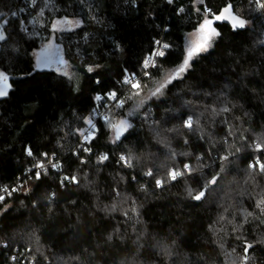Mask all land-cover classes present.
Returning a JSON list of instances; mask_svg holds the SVG:
<instances>
[{
	"label": "trees",
	"instance_id": "obj_1",
	"mask_svg": "<svg viewBox=\"0 0 264 264\" xmlns=\"http://www.w3.org/2000/svg\"><path fill=\"white\" fill-rule=\"evenodd\" d=\"M194 1L41 0L25 18L29 33L20 19L7 20L0 40V73L8 77L0 97V264H245V256L247 264H264V205L256 207L264 172L249 167L264 163L256 147L264 146V13L254 0H203L198 11ZM15 3L0 0V16ZM229 4L245 27L216 21L220 35L208 51L161 97L138 105L165 70L181 65L186 35L212 18L204 10L220 14ZM62 18L82 25L57 33L51 23ZM156 40L170 45L167 55L140 89L124 86L125 73L142 75ZM45 44L61 49L70 74L58 72ZM113 92L123 107L108 98ZM97 97L102 117L85 143L80 132ZM189 117L191 130L184 127ZM122 120L131 126L116 140ZM41 163L45 169L35 167ZM185 164L191 174L168 179ZM64 177L76 182L62 184ZM190 190L205 197L195 201Z\"/></svg>",
	"mask_w": 264,
	"mask_h": 264
},
{
	"label": "snow or ice",
	"instance_id": "obj_2",
	"mask_svg": "<svg viewBox=\"0 0 264 264\" xmlns=\"http://www.w3.org/2000/svg\"><path fill=\"white\" fill-rule=\"evenodd\" d=\"M169 3H173L174 0H168ZM202 2V0H201ZM261 7H264V4L261 5ZM232 5L229 4L228 6H226L222 12L220 14H214L211 12L210 9H205V13H208L209 15L212 16L211 19L207 18V16H205V18L202 20V22L199 24L198 26V34H202L200 36V39L197 43H195L194 45H190L187 49V52H186V56L185 58L183 59L181 65L177 68L174 76L172 77V79H169L167 81L166 84H161L159 85L158 87L155 88L154 91L151 92L150 94V97L149 98H152V97H157L159 95L162 94V91L165 87H167V84H170L172 83V80L173 79H179V78H182V74L185 73L190 65H191V62L193 61V59L198 56L199 54L201 53H204V52H207L208 49L212 46V42L214 40L215 37H218L220 35V33L216 30V28L213 26L214 23L216 21H230L232 23V27L235 29V28H244L245 25H246V21L239 18L238 16H234L232 14ZM184 9L183 8H180L178 9V12H183ZM15 15V14H13ZM4 23L6 24L7 21H4ZM79 24L80 22L79 21H71V20H62V21H56L55 24H53V30H71L73 25L79 27ZM5 39V36L3 34V32H0V40H4ZM155 44L157 45H161L160 49H154L153 52L151 53V56L147 59H145L142 64H143V67L145 69H147L149 66H150V61L152 59V57H164L165 56V50L169 49L170 45L168 43H163L161 44V42L159 40H156L154 41ZM88 71H93L92 68H89ZM145 76H148L149 73L148 72H145L144 73ZM0 78L3 79V81H5V84H4V87L3 88H0V96H6L7 95V83L6 81L8 80V77L5 76L3 73H0ZM124 84L126 85H129L132 89H140L141 88V84L139 82V80L136 79L135 77V74H133L131 77H128V78H125L123 81H122ZM108 98L116 101V105L120 106V107H123V100H119L117 99V96H116V93L113 92L111 94H109ZM97 99H99V97H97ZM223 111H229L228 108H224ZM88 124L90 126L89 130H88V134L85 135V133L83 131L80 132V135L83 137V140L85 143H90V137L93 136L94 132H95V125L92 124V120L89 119L88 121ZM109 124H111V121H109ZM120 124L123 126L122 128H117L116 130V140H119L120 139V136L123 134L124 131H126L131 125H129L127 123V121H120ZM112 127H116L115 125H112ZM184 127L188 128V129H192L193 128V120L191 117H189L185 122H184ZM257 150H261V151H264V146H261L259 144H257ZM86 151L88 149H85ZM27 154L29 156H32L33 155V152L31 151V149H27ZM47 155V154H45ZM101 161L103 160H106L108 159V156L107 155H103L100 157ZM223 159L227 160L228 157L225 156L223 157ZM120 160L124 163H127L129 167H131V163H130V160L126 159L125 157L121 156L120 157ZM259 167V170L261 172H264V163H260V161L258 160L256 162V164H253V165H249V167H252V168H255V167ZM36 168H39V169H45V165L43 163L41 164H38L35 166ZM51 167L53 168H59L60 165L58 163H53L51 164ZM29 171H32V170H29ZM194 171V169L192 168L191 165L189 164H185L184 165V171H179V170H175V169H172L169 171L168 173V179L172 180V181H175L178 177H182L184 176L186 173L188 174H191L192 172ZM146 175H149L151 176L152 175V172L149 171L148 173H146ZM34 176L36 179H40L41 178V173L39 171H35L34 172ZM64 182H76V178L75 177H64V180L61 181V183L63 184ZM209 184L211 185H214L217 183V180L215 177H213L212 180H210L208 182ZM156 184L157 186H163L164 184V181L162 180H156ZM7 191V190H6ZM189 195L192 197L193 200L195 201H200L202 200V198L205 197V190H201L199 191L198 193H196L195 195H192V191L190 190L189 191ZM6 199L5 196L3 195H0V201H4ZM264 205V200H261L257 205L256 207L257 208H261V206ZM264 210V209H262ZM248 215H251V213H248ZM252 248V245L251 244H247L245 246V252H247L248 249ZM245 264H247V259L248 257L245 256Z\"/></svg>",
	"mask_w": 264,
	"mask_h": 264
},
{
	"label": "rangeland",
	"instance_id": "obj_3",
	"mask_svg": "<svg viewBox=\"0 0 264 264\" xmlns=\"http://www.w3.org/2000/svg\"><path fill=\"white\" fill-rule=\"evenodd\" d=\"M202 3H203V0H202V2H201V0H195V1L192 3L193 7L196 9L195 11H198V7H199L200 5H202ZM183 12H184V11H183ZM183 12H180V14H182ZM204 18H205V16L202 17V20H203ZM65 19H67V20H71V21H79V22H80L79 27L82 25V24H81V21H80L78 18H62V19H54V21L51 23V29H53L52 26H53V24L56 23V21H62V20H65ZM202 20L198 23V26H199V24L202 22ZM21 27H22V26H21ZM79 27L73 25V27H72L71 30H59V31L55 30V31H56L57 33H61V32H71V31H74V30L78 29ZM22 31H23L24 33H26V34L29 33V32H30V31H29V26H28V25L23 26V27H22ZM201 35H202V34H198V27H197L194 31H192V32H190V33H188V34L186 35V42H185V56H186V52H187L188 47H189L190 45H194L195 43H197V42L199 41ZM215 38H216V37H215ZM215 38H214V40H215ZM214 40H213V42H214ZM213 42H212V44H213ZM46 45H47V44L43 45V46H42V49L47 50L48 48H47ZM44 50H42V51H44ZM48 50H49L50 54H52V57L55 58V59H57V60H58V63L61 64L60 66H58V69H57L58 72L63 73V74H67V75L70 74V70H71V69H70L69 65L67 64V62H64L63 59L61 60V49H59V48H55V47H54V48H50V49H48ZM49 57H51V56H49ZM52 57H51V58H52ZM46 60H48V57L46 58ZM62 61H63L64 63H62ZM177 68H178V67H177ZM177 68L170 69V70H165V71L163 72L162 77H161L158 81H156V82L154 83V86H153L152 88H150L149 90H147V92L145 91L144 93L141 94L142 97L138 100V105H140V104L144 103V101L148 100L149 97H150L151 92L154 91L156 87H158V86L161 85V84H166L167 81H168L169 79H172V77L174 76V74H175ZM183 74H184V73H183ZM183 74H182V75H183ZM174 80H175V79H173L172 82H173ZM4 84H5V81H1V82H0V85H1L0 88H3V87H4ZM167 85H168V84H167ZM165 88H166V87H165ZM165 88L163 89L162 94L159 95V96H157V98H159V97H161V96L163 95V92H164ZM7 91H8V86H7ZM0 97H3V96H0ZM142 101H143V102H142ZM138 105H137V106H138ZM260 163H262V162L260 161ZM258 168H259V167H258ZM235 257L238 259L237 262L243 260V259H241V256H235ZM236 264H237V263H236Z\"/></svg>",
	"mask_w": 264,
	"mask_h": 264
},
{
	"label": "built area",
	"instance_id": "obj_4",
	"mask_svg": "<svg viewBox=\"0 0 264 264\" xmlns=\"http://www.w3.org/2000/svg\"><path fill=\"white\" fill-rule=\"evenodd\" d=\"M15 1H16L15 5L6 14L0 16V32H2L3 26L5 25L4 21H7L9 18L20 19L21 26H24L25 18L33 12V10L38 6V4L41 0H15ZM174 1H177V0H174ZM254 1L256 2L257 7L262 11V13H264V7H261V5L264 4V0H254ZM170 4H174V2L170 3ZM13 14H15V15H13ZM160 42H161V44L165 43L161 40H160ZM160 47H161V45L155 44L153 50L154 49L158 50V49H160ZM153 50H152V52H153ZM167 52H168V49L165 50V56L167 55ZM151 53L148 54L145 59L149 58L151 56ZM164 57H152V59L150 61V66L147 69H145L143 67L142 75L138 76L137 74H135V77L137 80H139L140 84H141V79L149 77L152 70L155 68L157 62ZM145 72H148L149 75L145 76L144 75ZM132 75L133 74L125 73L123 80L125 78L131 77ZM123 85L132 89L129 85H126L124 83H123ZM133 90H137V89H133ZM102 101H103V98H101V97L99 99L96 98L97 110L94 111L93 116L91 117L93 125L96 124L98 118L102 117V115H100V110L102 108ZM89 128H90V126L88 124L87 130L84 132L85 135L88 134ZM16 189L17 188H14V190H16Z\"/></svg>",
	"mask_w": 264,
	"mask_h": 264
}]
</instances>
